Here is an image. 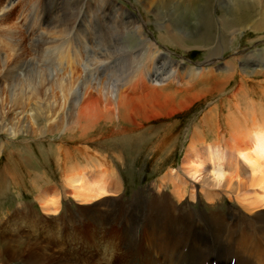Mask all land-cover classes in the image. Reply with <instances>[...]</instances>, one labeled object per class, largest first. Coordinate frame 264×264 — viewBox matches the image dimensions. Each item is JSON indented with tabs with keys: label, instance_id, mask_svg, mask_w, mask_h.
<instances>
[{
	"label": "bare ground",
	"instance_id": "6f19581e",
	"mask_svg": "<svg viewBox=\"0 0 264 264\" xmlns=\"http://www.w3.org/2000/svg\"><path fill=\"white\" fill-rule=\"evenodd\" d=\"M234 1L229 7V32L233 34L237 30H263L264 20H258L257 25L249 23L252 20L250 16L260 10L259 7L264 8V0ZM87 2L94 3L90 20L85 17L75 25L78 16L70 23L66 17L48 25L52 28L56 25L62 27L59 32L65 36L60 38L59 44H49L42 50L43 56L40 57L48 62L53 59L55 63L49 67L45 65L46 72L43 68L39 69L43 72H37L35 80L29 76H18V71H22L24 67L22 54L18 53L15 45H4V60L10 56L15 65L9 70L7 68V75L11 76L3 78L5 85L2 90H5V95L4 100H0L1 133L10 135L12 139L16 135L18 137V130L24 133L27 126L22 119L24 113H27L37 127L38 134L44 138L56 134L59 143H62L61 139L66 133L73 136L79 134L78 138L82 140L89 133H95L98 136L94 138L113 139L116 144L131 146L137 142L133 132L142 128L145 123L171 118L184 112L210 94L223 93L231 81L238 79L232 90H229L231 93H226L227 99L222 100L220 105L214 103L209 106L201 114L198 123L194 124L180 167L176 171L167 170L157 181V186L143 188L130 198L131 202L126 208L131 212V219L136 220L140 215L148 220L147 230L142 232L141 225L136 222L134 225L132 221L133 234L138 231L143 236L136 242L137 238L133 236L128 240V248L131 249L125 256L128 264H198L203 252L208 249L219 264H227L232 252L236 254L235 264H264V81H250L251 78L247 77V74H260L264 78V68L256 71L254 68L261 65L246 61L252 55L259 54L255 51L262 50L258 59L264 62V48L254 47L255 49L227 61H212L210 56L217 55V50H220L219 47L213 48L216 43L211 50V47H202L206 53L204 61L184 66L170 56L166 45L192 47L195 31L207 28L205 18H201L199 29L191 24L190 27H181L180 11L191 9L193 12L197 6L204 9L209 0H202L199 5L197 0H134L133 6L138 14L125 8L117 0H86ZM7 3L0 5L1 19L5 22L9 18V13L3 12ZM38 22V27L42 29L41 23L44 21ZM153 23L156 27H152V30L149 27ZM144 24L147 26L146 31L143 29ZM74 30L78 31L73 32ZM59 32L52 30L51 38L58 37L54 42L61 37ZM205 32L202 34L205 35ZM70 46L81 48V58L74 51L69 55L66 50ZM218 56L222 59V55ZM64 63L69 69L66 76L60 75L63 71L60 65ZM77 63L82 68L79 76L74 68ZM156 63L163 66L159 68ZM150 65H154V70H151ZM78 81L80 85L77 87ZM248 83L254 86L247 87ZM49 85L60 94L61 106L65 109L61 118L56 116L53 101L47 94ZM3 101L9 105L7 112L3 110ZM14 115L20 116L17 118L18 122H14ZM3 127H6L5 131ZM165 135V132L162 133L160 139L154 142L156 152H160L165 143L170 141ZM219 146L224 149V153H221ZM3 148L4 143L0 142V154ZM85 149L76 148L77 155L71 150L66 155L68 158H63L62 181L66 186L65 194L69 193L79 201H87L108 192L120 191V174L112 160L106 158L105 154L100 162H94L87 155L91 151ZM57 150L59 152V148ZM108 175L114 178L110 184L117 190H112L109 183L106 184ZM176 177L181 182L180 185L173 183ZM165 186L170 187L168 192H165ZM55 189V186L49 184L47 188L38 190L35 196L45 212L58 209L55 196L58 193ZM150 191L155 193L153 197ZM220 199H227L229 205L225 207ZM176 203L180 204L181 211L174 209ZM195 203L199 204L198 208L193 207ZM216 205L218 206L215 208ZM8 225L0 222V264H20L27 257L22 255L26 254L27 245L7 234L5 228ZM11 225L10 223V227ZM65 233L67 235L62 238L69 242L76 235V231L70 227ZM246 234L249 241L245 238ZM144 236L146 239L143 241ZM183 241H189V245L180 259ZM30 243L32 245L28 242L33 251L27 258L33 264H59L58 258L55 259L50 253L48 256L43 251L45 248L41 246L39 238H34ZM61 251V257L74 258V261L66 264H75L77 258L79 261L83 259V253L71 248H61ZM105 259L112 261L110 257Z\"/></svg>",
	"mask_w": 264,
	"mask_h": 264
},
{
	"label": "rangeland",
	"instance_id": "374dc122",
	"mask_svg": "<svg viewBox=\"0 0 264 264\" xmlns=\"http://www.w3.org/2000/svg\"><path fill=\"white\" fill-rule=\"evenodd\" d=\"M232 1L233 0H209L208 4H206V8L204 9L197 6L198 8L196 7L193 12L191 9L180 11V13H182V22H180L182 24L181 27H190L191 24V26H196L198 28L200 27L202 22L201 18H205L206 21L204 19V23L207 28H205L204 30L198 28L199 30L197 31L201 33L195 31L193 36H195L196 38H193V43H191L192 47L186 45L178 46L174 44L166 45V48L170 51V56L176 60H179L184 66H190L192 63L195 64L197 62L204 61V56H206L204 49L211 47L209 48V50H211L212 46H215L216 43L217 45L213 48L219 47L220 50H217V55L210 56L212 61L223 59L224 61H227L235 56H238L239 54L246 53L247 51L255 49L254 47L263 49L264 28L261 31L245 29L237 30L233 34L229 32V30L231 29H228L229 23H231L229 21V7ZM6 2L8 3L6 4L5 9H3V12L9 13V18L6 22L1 19L2 6H0V100L2 98V100H4L5 95V90H2V87L4 88L5 85V81L3 80V78L11 76L7 75V68L9 70L15 65L10 60L8 52L7 56L9 57L4 60V45H6L7 43H9V45H15L18 53L22 54L21 57L24 61V67L22 71H18V76L24 75L23 77L25 78L29 76L30 78L35 80L37 78V72H43L39 69L43 68L44 72H46V66L49 67L54 65L55 63V60L53 61V59L49 60V62L48 60H44V57H42V59L40 57L43 56L42 50L46 49L49 44H59L60 38L65 36L64 33L59 32L62 30V27H57L56 25V27L52 28L48 27V25L59 22L60 18L64 19L66 17L68 18V21L70 23L74 18L78 16L75 23V25H77V23L82 18L86 17V19L90 20V11L94 9V3H86V0H0V5ZM117 2L130 11L134 12L135 14H138V10L134 9L133 6L134 0H117ZM201 2L202 0H197V5L201 4ZM259 9L260 10H256L255 13L250 16L252 20H250L249 24L255 23L257 25L258 20H264V8L259 7ZM63 15H65V17ZM225 20L227 21V23H225ZM38 21H44V23H41L42 29L38 27ZM35 22H37L38 25ZM206 23H208V25ZM154 26L156 27L155 23H153L149 28L153 30L152 27ZM37 28L41 31H39ZM53 29L58 30L59 34H61L59 35L61 37H59L58 41L56 42H54V40L58 37L51 38ZM143 29L145 31L147 29V26L145 24L143 25ZM212 29L214 30V32ZM77 31L78 30H74L73 32ZM43 32H45L46 34H44ZM204 32L207 35L202 34ZM40 33L42 34V36H46L42 37ZM147 33L150 34L149 32ZM114 38H117V36H114ZM44 40H46V42ZM203 45H205L206 48ZM91 46L94 47L93 43H91ZM221 48L224 49L222 50ZM94 50L97 51L95 47ZM66 51H68L69 55L70 52L73 53V51L76 52L77 55L79 53V56L81 58L82 50L78 46H70ZM255 52H259V54L257 53L254 56L252 55V57L246 59V61L250 62L251 64L257 62V64L261 65V67L256 65L257 67L254 69L256 71H260L264 68V62L259 60L258 57L261 55V52L263 53V51L260 50ZM179 54L185 56H180ZM218 55H222V59H219ZM3 61L4 63H2ZM36 62L38 63L36 64ZM79 65V63L74 65L76 74H78V76L82 69ZM156 65H159V63H156ZM60 66L63 70L60 72V75L64 74V76H66V72H68L69 70L67 65L64 63ZM162 66L163 65L160 64L158 67L161 68ZM153 67L154 65H150L151 70H154L155 67ZM248 71L249 73H251L250 69H248ZM247 77L249 79L251 78L250 81H264V78L261 77L260 74H247ZM237 80L238 79H234L233 82L231 81L229 83L230 85L228 84V87L226 86V90L224 89L222 91L223 93L220 92L216 94H210L209 97L198 101L191 108L184 112L175 114L171 118L159 119L156 121L145 123L144 126L140 128L141 130L138 129L137 131L133 132L134 135H136V137H134L136 138V141L138 143L134 142L131 146H127L126 144L124 145L123 143L116 144L113 139H106V141L104 138H94V136H98L95 133H89L83 140L81 138H78L79 134H77V136H73L66 133L61 139L62 143H59L56 140L58 136L56 134L55 136L46 135V138L40 135V133L38 134L37 127L34 125L32 120L28 118L27 113H24L22 119L23 121H25L27 126V130H25L24 133H22L21 130H18V137L16 135L15 138L12 139L10 135L4 132L1 133L2 131H0V142L4 143L3 151L0 154V222H2V224H9L5 228V231L9 236L14 237L16 240L18 239L19 241H23L27 245V248L25 250L26 254L22 253V255H24V257H28L31 251H33L31 246L32 244L30 242H33L34 238H39L40 243H42L41 246H44L45 248H43V251L48 254V256L52 254L55 256V259L58 258L57 262L59 264H66L67 262H71L72 260L74 261V258L71 256L61 257V248L62 250H64V248H71V250L73 251L83 253L82 256L78 254L83 257V259H81L80 261L78 258L75 259V264H117V261L121 262L122 264H128L125 255L131 249V247L130 249L128 248L129 244H127V242L132 236L133 238H137V236L133 234L134 228L131 226L132 221L134 225L135 222L141 225L140 232H142L143 230H147L146 223L148 218L138 215L136 220H132L133 218L131 219L130 217L131 212L126 208L129 206L127 204L131 202V199L136 194H138L141 189L150 186H157V181L167 170L176 171L175 169H178L180 167L182 160L181 157L183 158L185 147L188 143L189 134L192 131L194 124L198 123L201 114L209 106L213 105L214 103H218L220 105L222 100L227 99L225 98V96L228 93H231L230 91L236 85ZM79 81V84L76 85L77 87L80 85ZM250 85L254 86V84L248 83L247 87H251ZM47 94L53 101V110L55 109L54 111H56V116L61 118L65 109H62V101H60V96H58L60 94L53 86L50 85L48 86ZM2 107L3 110L7 112L9 105L4 102L2 103ZM19 117V115H14V122H18L17 118ZM28 128L30 129V131ZM4 129L6 130V127H3V130ZM138 131H140L141 133ZM161 132H165L166 139L168 140L170 138V141L165 143V146L160 152H156L154 142L160 139V135L162 134ZM140 136H143V138ZM114 137L117 136L115 135ZM146 142L148 143V145ZM15 145L16 148H14ZM61 145L62 147L60 148ZM80 147H84V149L86 148L85 150L91 151H88L89 153H87V155L94 162H100L105 154L106 158L109 157L108 159L112 160V164L116 167V170H118L120 174L119 178L121 186H118V190L120 191H118L117 193L108 192L107 194L105 193L99 195L87 201L80 200L81 202L77 200L78 198L69 195V193L65 194L64 190L66 189V186H64V181H62V175L64 174L63 158H68V156L66 155L71 150L72 152H74V154L77 155L78 153L76 151V148L80 149ZM58 148L59 152L57 150ZM219 148L222 151L221 153H224V149L221 146H219ZM57 153L58 155H56ZM61 154L65 156L63 157ZM208 168L210 171H212L210 167ZM113 179V177L108 175L106 184L109 183V185L112 187V190H117V188L115 189L114 185L110 184L112 183ZM173 183L176 185H180L181 182L176 177L173 180ZM49 184L55 186V188H57L55 190L58 193L57 195H55L58 200V209L54 212L43 211L39 201H37L35 198L38 190L45 187L47 188V185ZM164 190L165 192H168L167 190H170V187L165 186ZM150 193L152 197L155 195L154 192L150 191ZM55 196H53L54 199ZM59 196L61 197L59 198ZM156 198L160 199V197ZM185 198L186 195L184 194L183 200H185ZM220 200H223L222 205H224L225 207L229 205L227 199ZM122 206L125 207L123 208ZM217 206L218 205H216L215 208ZM114 207L116 210L114 209ZM193 207L198 208L199 204L195 203ZM87 209L89 210L87 211ZM174 209L181 211L180 204L176 203L174 205ZM159 222L161 221L159 220ZM10 223L12 224L11 227ZM69 227L76 231V235H73L71 237L72 240L70 242L68 240H65V238H62L63 236H65V234L67 235V233L65 232L69 230ZM121 228L124 230L121 231ZM119 234L120 236H118ZM117 236L118 240H116ZM142 236L143 233L142 235L139 233L138 237L142 238ZM245 238L247 241H249L248 234H246ZM7 239L9 240V237ZM145 239L146 237L144 236L143 241ZM28 242L31 245H29ZM132 242L133 241L131 239V243ZM0 243H2L1 240ZM134 247L138 248L137 244H134ZM133 250L134 249H132V251ZM57 254L60 255L58 256ZM103 254L105 255V257ZM27 257L22 260L23 263H19L33 264V262ZM108 257L112 259L111 262L105 259Z\"/></svg>",
	"mask_w": 264,
	"mask_h": 264
}]
</instances>
